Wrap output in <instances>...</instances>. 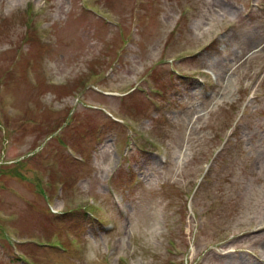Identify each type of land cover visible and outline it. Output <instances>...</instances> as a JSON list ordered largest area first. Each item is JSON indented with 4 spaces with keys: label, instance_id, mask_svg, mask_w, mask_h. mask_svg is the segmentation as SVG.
<instances>
[{
    "label": "rangeland",
    "instance_id": "374dc122",
    "mask_svg": "<svg viewBox=\"0 0 264 264\" xmlns=\"http://www.w3.org/2000/svg\"><path fill=\"white\" fill-rule=\"evenodd\" d=\"M262 248L264 0H0V264Z\"/></svg>",
    "mask_w": 264,
    "mask_h": 264
},
{
    "label": "bare ground",
    "instance_id": "6f19581e",
    "mask_svg": "<svg viewBox=\"0 0 264 264\" xmlns=\"http://www.w3.org/2000/svg\"><path fill=\"white\" fill-rule=\"evenodd\" d=\"M260 253H261V255H260V259H261V261L259 262V264H264V258H263V256H262V254H264V248L261 249ZM256 261H257V260H256ZM230 264H233V263H230Z\"/></svg>",
    "mask_w": 264,
    "mask_h": 264
}]
</instances>
